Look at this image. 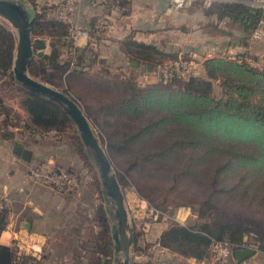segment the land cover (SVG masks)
I'll return each mask as SVG.
<instances>
[{
    "label": "trees",
    "instance_id": "obj_1",
    "mask_svg": "<svg viewBox=\"0 0 264 264\" xmlns=\"http://www.w3.org/2000/svg\"><path fill=\"white\" fill-rule=\"evenodd\" d=\"M112 1L120 9L128 5V0ZM41 9L31 15L29 74L80 100L98 123L109 155L118 164L126 163V173L137 169L149 180L165 181L169 189L200 198L201 212L222 201L264 213V66L248 62L256 59L254 55L213 56L203 61V75L140 87L133 77L105 74L95 79L82 69L88 44L75 55L74 68L68 71L69 63L61 58L72 48L66 25L48 18ZM211 10L217 21L208 31L212 35L225 34L218 25L227 21L251 34L264 18L262 9L241 2L217 1ZM89 25L93 39L95 27ZM121 44L137 62L152 64L171 56L153 44L128 39ZM15 45L16 36L0 20V78L14 80ZM215 81L222 91L219 97L212 94ZM19 89L29 119L23 126L31 134H61L72 123L56 103ZM14 125L19 121L0 99V136L9 138L8 129ZM82 153L78 152L83 163L91 160ZM6 205L0 206V236L7 224ZM94 223L98 230L84 240L87 264H110L113 227L103 203L95 209ZM248 232L229 224L170 225L158 243L181 256L203 259L213 240L248 246L243 239ZM258 249L264 252V244ZM43 259L0 243V264H43Z\"/></svg>",
    "mask_w": 264,
    "mask_h": 264
},
{
    "label": "rangeland",
    "instance_id": "obj_2",
    "mask_svg": "<svg viewBox=\"0 0 264 264\" xmlns=\"http://www.w3.org/2000/svg\"><path fill=\"white\" fill-rule=\"evenodd\" d=\"M20 3L24 6L29 15L34 14V10L42 11V8H46L49 3V0H13ZM129 1V0H128ZM113 3L112 0L108 1V3L104 4L105 8L99 12L98 15L94 17L90 24L92 26H97L100 22H105L106 25H110L109 28L102 27L99 34L93 35V39H88L86 41V46L83 45L85 40L81 39L79 41L80 45L77 47L73 46L71 42L72 48L65 51L62 54V59L69 63L68 71L74 68L75 63V55L80 52V49L84 46L85 54L88 57V66L84 64L82 69L87 72L89 77H93L96 79L97 76H104L105 74L117 75L121 78L123 77H133L134 83L139 86L137 83L138 75H142L143 73H148L152 75L154 71H159L163 66H173L174 61L179 62H191L188 67L187 74L200 76L203 75V61L206 58H210L213 56H226V57H236L242 53H248L249 55H254L256 57L255 60L249 59L251 62H257L261 64L258 67L264 66V57L261 56V52L259 48L263 47L261 45L264 36L261 39H252L250 37V32L244 33L242 27L239 24H231L230 22H221L219 23V27L224 30L225 34H217L215 40H213L211 44V48L213 45H221L220 49L213 51H204V47L200 44V39L196 36H193L192 39H195L197 42L191 40L190 35H197L199 38L201 35L209 31L216 24V20L210 16V12L207 9L201 7H189L187 9L174 11L168 10V6L164 8L163 14L165 16H169L182 11H192L197 14L194 15L195 18L190 21L189 25L186 26L184 24V28L179 27L180 33L183 35L177 37L176 29H173L167 37H160V35L147 37L143 36L138 38L136 34L129 35H120V40L112 39L114 36V30L111 29L112 25H114L115 19L117 16H120L122 12H126L125 9L128 7H124L121 10L115 9V11L110 13V5ZM129 3V2H128ZM94 6V5H93ZM101 6V5H99ZM98 7V6H95ZM123 10V11H122ZM45 11V9H44ZM120 11V12H119ZM0 20L13 31L16 36V30L14 27L6 20L0 17ZM80 24L83 28L89 30L90 25H85L81 23V17H79ZM200 24V26H199ZM87 26V27H86ZM213 26V27H212ZM12 27V28H11ZM198 33V34H196ZM31 35V39H32ZM124 39L135 40L140 43L145 44H153L161 51L171 55L170 57H166L164 61L158 62L154 61L152 64H147L144 62H137L133 59V61L137 62V65H132L130 63L132 58L129 60L125 59L122 55L123 49L121 42ZM185 41V42H183ZM178 43L175 44V43ZM109 43L111 46L114 44L115 48L113 50L108 49L107 44ZM104 45L107 50V53H104L102 48L100 51V46ZM177 45V46H176ZM102 47V46H101ZM48 50V49H46ZM87 51V53H86ZM84 53V52H83ZM105 55H103V54ZM124 53V52H123ZM260 53V54H257ZM125 54V53H124ZM173 55V56H172ZM180 65V63H179ZM150 67V68H149ZM175 67V66H173ZM35 78V77H34ZM38 79V78H36ZM39 80V79H38ZM151 84H154L155 79H150ZM159 83V82H156ZM146 85V84H145ZM144 85V86H145ZM52 87V86H51ZM140 87V86H139ZM54 88V87H53ZM56 89V88H55ZM57 90H62V87L57 88ZM212 94L215 97H219L222 94L219 83L215 81L213 83ZM0 99L2 105L10 110L12 115H15L17 120L19 121V125L10 126L8 129V133L10 130H14L17 128L18 130L15 132L22 133V139H24V143H26L27 148H35L37 144L46 145H63L60 148L63 149L61 155L72 153L83 155L82 152L87 156L89 154L87 148L83 145L79 133L76 129L75 124L72 122L68 127L62 130L63 133L57 134L56 132H48L44 135L31 134L28 132L25 126L29 122L28 114H26L25 109L22 106V100L24 98L23 92L19 89V84L10 78H0ZM68 95L72 97L76 103L82 108L84 113L86 114L91 127L98 137L101 146L106 150L112 165V170L115 173L118 182L120 184L123 196H124V206L127 210L128 221L133 230V243L130 250V263L129 264H189L185 258H182L178 254L169 251V252H161L157 249L158 239L161 233L167 229L170 225H178L184 227H195L196 225L205 222L210 223L211 225H219V224H229L234 229H248L249 232L243 235V239L248 243L247 248H252L256 253L255 263L264 264V252L259 250V245L264 244V213L261 211H255L253 209H247L245 207H240L236 204L229 202L219 201L209 209L204 210L203 212L199 211L200 206V198H193L192 196L187 195L183 191L179 189H169L168 183L165 181H153L149 180L143 176L142 173L138 172L137 169L134 171H130V173L125 172L126 163L118 164L108 153V149L106 146L105 138L103 137L102 132L99 129V125L96 121H93L86 113L85 109L82 106L77 97L69 92ZM8 103L13 107L7 106ZM21 104V105H20ZM20 106H22L23 116L21 117L16 111L20 110ZM27 115V116H26ZM52 139V140H50ZM27 141V142H26ZM81 150H80V149ZM71 151V152H70ZM70 153V154H69ZM79 155L80 164L75 167H66L54 166L52 163V158H56L54 155L45 156L42 160H38L30 163H25L22 160L9 161L5 166L6 170H11L13 174L15 172L22 173L23 180L26 183L31 184L34 187L39 188H49L55 191L57 190H65V189H54L49 186H45L43 184V177L45 173H50L53 170L67 171V169H74L72 174H76L77 171L83 172L84 175L81 179L78 188L81 185L85 187V190L88 192L90 197L94 199L95 203H103L104 206L109 211V221L112 227H115V219L113 216V203L112 200L106 195L101 180L99 177V173L96 169V166L91 159L84 163L82 162V156ZM87 159V158H86ZM75 164V163H74ZM123 165V166H122ZM17 170V171H16ZM69 173V172H68ZM44 180V179H43ZM24 182V184H25ZM1 187V186H0ZM74 188V189H75ZM67 190V189H66ZM11 199L9 195H6L0 188V206L5 203L9 205ZM13 202V201H12ZM97 204V205H98ZM6 205V206H7ZM8 209V206L6 207ZM113 229V228H112ZM68 232V231H66ZM89 232V231H88ZM94 233V232H93ZM79 236H84L81 233H78ZM90 234V233H89ZM20 235L17 234V237ZM61 236V234L59 235ZM72 236V235H71ZM69 233L65 234V237H60L54 242L53 247L51 246V250H54V254L56 258H49L46 256L42 261L43 264H71L69 259L67 258H59V254H64L66 252V248L69 244ZM83 239V238H82ZM13 240V239H11ZM85 240V239H84ZM84 240H82L79 246L82 247L81 251L83 252V256L81 260L87 264L86 251L84 248ZM19 241L22 245H31L32 243L28 240L27 236H20ZM7 243V241H6ZM158 243V244H157ZM37 245L36 243H33ZM66 245V246H65ZM8 246L12 249H15L17 252V248L15 244L9 242ZM115 246V244H114ZM17 249V250H16ZM29 248H26L27 251ZM41 249V248H40ZM20 252V251H19ZM21 251L20 253H23ZM67 253V252H66ZM65 253V255H66ZM70 252L67 253L69 255ZM26 254H31L28 251ZM45 254V252H44ZM43 254V250L41 249L38 259L45 256ZM234 254V253H233ZM233 254L230 255V259L228 264H233L232 257ZM210 256V253L208 257ZM68 257V256H67ZM122 258L120 257V253L114 251L112 261L110 264H120ZM212 260V256L206 262L210 264ZM192 264H201L200 262H193Z\"/></svg>",
    "mask_w": 264,
    "mask_h": 264
},
{
    "label": "crops",
    "instance_id": "obj_3",
    "mask_svg": "<svg viewBox=\"0 0 264 264\" xmlns=\"http://www.w3.org/2000/svg\"><path fill=\"white\" fill-rule=\"evenodd\" d=\"M52 1L53 0H49V3ZM169 1L170 0H129L128 7L125 9L126 12H122L120 16H117L114 25L111 27V29L114 30L112 39L120 40V35L124 34H136L138 38L143 36L150 38L157 35L165 38L173 29H176L175 34L177 37H179L180 34L183 35L180 33L179 27L184 28V24L188 26L197 13L182 11L165 16L163 11L164 8L168 6ZM102 8H105L104 4L95 7L92 4V0H82L79 12L83 26L89 25L90 20L92 21ZM207 10H209L210 16L215 19L211 7ZM192 23L193 21L191 24ZM199 35H201L200 38L197 35H190L188 37L191 38L193 43L197 42L195 39H192L193 36H196L201 40V45L204 43L205 45L207 44L206 46L202 45L203 47L205 46L204 51H216L220 49L221 45H213L211 48V44L213 40H215L214 37H216L215 35H212L208 31ZM85 44L86 42H83V45ZM175 44L178 45L177 42ZM263 44L264 39L261 42V45ZM105 45L108 47L110 44L107 43ZM101 46L99 47L100 51L103 50L104 53L108 54L104 45ZM114 46L115 45L112 44L108 49L113 50V48H115ZM122 49L125 53L122 52V55L124 57L127 56L128 54L123 46ZM259 51L261 54H257L264 57V46L259 48ZM128 57L131 58L130 55H128ZM128 57H125V59L129 60ZM84 59L86 66H88L89 60L86 54L84 55ZM133 62L132 60L130 63ZM6 104L13 108L9 102ZM16 113L21 117L23 116L22 106H20V110L16 111ZM17 130V128L10 130L9 138L0 136V188L6 195H9L11 199V202L7 205V224L1 233L0 243L8 246L9 242L12 241L11 239L16 237L17 234L20 236L25 235L32 244L36 243L40 246L43 250V254L45 252L44 258L48 256L54 259L57 257V254L55 256V251L51 250V246L53 247L57 239L59 240L60 237H65V234L69 233V244L65 248L66 252L70 253L69 255H67L66 252V255L65 253H60L59 258H67L71 264H85L81 260L84 251H81L82 247L79 246V244L82 240L86 239L89 233L98 230V226L94 223L95 209L98 203L94 202V199L90 197V193L88 194L85 187L81 185L75 189L57 191L49 188L34 187L23 180L22 173L15 172L13 174L11 170L5 169V163L9 161L22 160L25 163L32 164L35 161L42 160L45 156L49 155V153L55 157L57 156L56 158H52L54 166L60 167L59 165H61L71 168L75 165V167H77L81 163L79 154H77V152L74 154L70 151V155L67 153L61 155L63 149L60 147L63 145L43 146V144H37L34 149L27 148V144L24 143V139H22V133H15ZM24 151L29 153L26 155L28 157L27 160L23 158ZM27 225H29L28 228L26 227ZM78 233L84 236L80 237ZM60 234L61 236H59ZM156 248L161 252L170 251L161 247L159 244ZM181 257L185 258L188 263L191 261L189 264L193 262L207 264L208 261L206 262V260L210 258V256L203 259H196L191 256ZM255 258L256 253L238 262L233 254L232 261L233 264H257L255 263Z\"/></svg>",
    "mask_w": 264,
    "mask_h": 264
},
{
    "label": "water",
    "instance_id": "obj_4",
    "mask_svg": "<svg viewBox=\"0 0 264 264\" xmlns=\"http://www.w3.org/2000/svg\"><path fill=\"white\" fill-rule=\"evenodd\" d=\"M0 17L8 21L17 34L12 66L15 81L25 91L38 94L56 103L75 124L80 139L96 166L102 187L113 203L115 228L112 236L115 244L114 250L123 255L120 264H129L130 250L134 241L133 230L128 221L120 184L112 170L111 161L106 150L101 146L86 114L72 97L29 74L28 67L32 57V39L30 32L31 16L28 10L16 1L0 0ZM132 65H137V62L134 61ZM28 154V152L24 151L23 158L25 160L28 159L26 156ZM26 227L28 228L29 225ZM254 252L255 250L252 248H240L234 250V255L239 262L253 255Z\"/></svg>",
    "mask_w": 264,
    "mask_h": 264
},
{
    "label": "built area",
    "instance_id": "obj_5",
    "mask_svg": "<svg viewBox=\"0 0 264 264\" xmlns=\"http://www.w3.org/2000/svg\"><path fill=\"white\" fill-rule=\"evenodd\" d=\"M110 0H92V4L94 6H99L108 3ZM221 1V2H241L248 6H252L255 8L262 9L264 11V0H170L168 4V10L179 11L183 9H187L189 7H201L204 9H208L214 2ZM82 0H53L50 4L47 5L45 8V15L48 18L53 20L62 22L66 25L68 38L73 43L74 47L80 45L79 41L81 39L85 40L86 42L88 39H91L89 32L86 28H83L80 24V7H81ZM110 13L118 9L116 3H112L110 5ZM102 27L109 28L110 25H106L105 22H100L97 26H95L94 35L99 34ZM264 36V18L260 19L257 23V27L251 32L250 37L252 39H261ZM249 63L255 66H260L261 64L257 62H251L248 60ZM180 63V65H179ZM189 64H192L189 62ZM187 62H179L174 61L175 67L163 66L160 68L159 71H154L152 75L148 73H143L142 75H138L137 83L139 86H144L151 84L150 79H155L156 82L159 83H166L171 79L180 78L186 79L189 77H195L194 75L187 74L188 67L190 65ZM155 82V83H156ZM145 85V86H146ZM83 172L77 171V173L72 174L68 173V171H60L53 170L52 172L45 173L42 175L43 184L45 186L52 187L54 189H73L79 185L81 179L84 175ZM1 204V203H0ZM19 237H14L11 241L12 244L16 245V249L18 253L24 251L23 253H27L28 251L31 252L32 255H38L41 251L40 246L38 245H24L22 247ZM11 247V246H10ZM26 248H29L25 251ZM240 248H247L244 244H235L231 241L226 239L223 240H213L210 246V256H212V260L210 264H228L230 255L234 253L235 249ZM20 251V252H19ZM37 256V257H38Z\"/></svg>",
    "mask_w": 264,
    "mask_h": 264
},
{
    "label": "bare ground",
    "instance_id": "obj_6",
    "mask_svg": "<svg viewBox=\"0 0 264 264\" xmlns=\"http://www.w3.org/2000/svg\"><path fill=\"white\" fill-rule=\"evenodd\" d=\"M11 28H12V27H11ZM120 257H121V258L123 257L122 253H120Z\"/></svg>",
    "mask_w": 264,
    "mask_h": 264
},
{
    "label": "flooded vegetation",
    "instance_id": "obj_7",
    "mask_svg": "<svg viewBox=\"0 0 264 264\" xmlns=\"http://www.w3.org/2000/svg\"><path fill=\"white\" fill-rule=\"evenodd\" d=\"M115 227H113V229H114ZM113 229H112V232H113ZM112 238H113V236H112ZM113 241H114V239H113ZM115 251V250H114Z\"/></svg>",
    "mask_w": 264,
    "mask_h": 264
}]
</instances>
